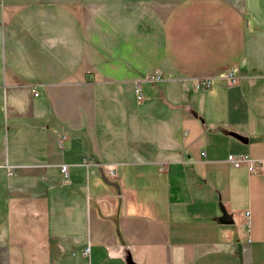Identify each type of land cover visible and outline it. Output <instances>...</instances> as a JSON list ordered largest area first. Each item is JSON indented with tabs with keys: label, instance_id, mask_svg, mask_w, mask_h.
Returning a JSON list of instances; mask_svg holds the SVG:
<instances>
[{
	"label": "crops",
	"instance_id": "1",
	"mask_svg": "<svg viewBox=\"0 0 264 264\" xmlns=\"http://www.w3.org/2000/svg\"><path fill=\"white\" fill-rule=\"evenodd\" d=\"M230 153L264 169V0H0V264H264Z\"/></svg>",
	"mask_w": 264,
	"mask_h": 264
},
{
	"label": "built area",
	"instance_id": "2",
	"mask_svg": "<svg viewBox=\"0 0 264 264\" xmlns=\"http://www.w3.org/2000/svg\"><path fill=\"white\" fill-rule=\"evenodd\" d=\"M164 79V75L163 73H156L151 75L148 80H146V82H150V83H154V82H160L163 81ZM224 79L226 80V82L230 85H234V83H236L238 81V75L237 73L233 70V71H228L225 75H224ZM192 85V89L195 92H200V91H206V89L212 87V79L210 78H205V79H193L191 81ZM134 89H133V93H134V98L136 99V101H143L145 99V93H144V89L142 86L141 82H134ZM35 94H38V91L36 89V86L33 88ZM227 161L234 167H241V166H246L247 169H249L250 171H255V170H259L262 171L263 169V161L254 159L251 155H247V154H228L227 157ZM102 168H103V172L105 173L107 178H110L112 180H115L117 178H119L120 172L119 171V165L117 163H103L102 164ZM60 172L64 175L65 179H68L69 174H68V165H62L60 168ZM247 217V216H246ZM244 226H246L248 229L250 228V221L249 219H246L244 221ZM90 251L89 247H86L83 250V253L85 255H88Z\"/></svg>",
	"mask_w": 264,
	"mask_h": 264
},
{
	"label": "water",
	"instance_id": "3",
	"mask_svg": "<svg viewBox=\"0 0 264 264\" xmlns=\"http://www.w3.org/2000/svg\"><path fill=\"white\" fill-rule=\"evenodd\" d=\"M233 137H236V138H238L239 140H242V141H244V142H248L247 141V139L244 137V136H242V135H240V134H238L237 132H231L230 133ZM222 216L220 217V221H221V223H233V220H232V216L231 215H229L226 211H225V209L223 208L222 209ZM130 264H134L131 260H130Z\"/></svg>",
	"mask_w": 264,
	"mask_h": 264
},
{
	"label": "rangeland",
	"instance_id": "4",
	"mask_svg": "<svg viewBox=\"0 0 264 264\" xmlns=\"http://www.w3.org/2000/svg\"><path fill=\"white\" fill-rule=\"evenodd\" d=\"M262 0H260V2H261Z\"/></svg>",
	"mask_w": 264,
	"mask_h": 264
}]
</instances>
